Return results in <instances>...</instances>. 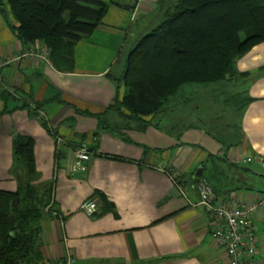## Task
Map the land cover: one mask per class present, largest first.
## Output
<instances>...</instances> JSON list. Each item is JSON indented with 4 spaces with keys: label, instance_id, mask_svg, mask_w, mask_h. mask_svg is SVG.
<instances>
[{
    "label": "crops",
    "instance_id": "obj_1",
    "mask_svg": "<svg viewBox=\"0 0 264 264\" xmlns=\"http://www.w3.org/2000/svg\"><path fill=\"white\" fill-rule=\"evenodd\" d=\"M101 1L109 3L107 13L75 45L72 72L56 70L48 55L40 61L22 59L0 72V189H17L12 141L18 134L34 139V186L40 193L51 187L34 261L69 253L71 264H228L210 236L211 216L200 204L196 184L206 179L218 202L264 199L260 166L233 163L264 158V70L259 71L264 42L236 61L238 70L251 73L239 145L226 148L196 129L178 138L179 127L163 119L145 130L126 127L107 109L126 93L117 79L142 35L137 30L129 44L134 25L143 21L146 33L160 9L157 0ZM138 15L143 20L135 22ZM10 16L8 24L0 12V59L45 49L41 42L22 44ZM23 103L31 108L36 103L37 113L30 114ZM103 123L118 129L107 130ZM81 144L90 152L87 169L71 173L74 150ZM199 166L202 177L196 175ZM87 200L98 204L93 216L81 209ZM252 222L258 237L254 260L264 262V208Z\"/></svg>",
    "mask_w": 264,
    "mask_h": 264
},
{
    "label": "trees",
    "instance_id": "obj_2",
    "mask_svg": "<svg viewBox=\"0 0 264 264\" xmlns=\"http://www.w3.org/2000/svg\"><path fill=\"white\" fill-rule=\"evenodd\" d=\"M5 3L16 22L10 26L17 39L24 45L43 43L51 65L62 72L73 71L75 45L94 32L109 7L101 0ZM3 4L0 0V12L10 24ZM156 4L161 14L159 23L140 35L129 49L117 79L126 93L117 96L107 109L136 122L139 130L158 126L161 114L166 115L165 105L183 86L221 82L233 75L237 59L264 42V0H157ZM249 101L247 95L243 109ZM22 108L34 115L39 107L23 103ZM103 126L107 130L117 128ZM179 131L178 138L184 130ZM12 152L17 189H0V264H41L45 259L34 261L38 250L34 245L48 214L43 208L51 203V187L40 193L33 184L37 175L32 137L18 134L12 141ZM225 153L220 158L225 159ZM16 197L18 204L13 207Z\"/></svg>",
    "mask_w": 264,
    "mask_h": 264
},
{
    "label": "rangeland",
    "instance_id": "obj_3",
    "mask_svg": "<svg viewBox=\"0 0 264 264\" xmlns=\"http://www.w3.org/2000/svg\"><path fill=\"white\" fill-rule=\"evenodd\" d=\"M2 1L4 10L9 13L5 0ZM160 17L161 14H157L153 19V27L159 23ZM139 20L143 19L138 15L135 22ZM142 29L143 21L134 25L129 37V44L137 30L143 34ZM245 73L238 70L235 65L233 75L227 76L221 82L183 86L179 93L165 105L166 115L165 113L161 114L160 123L167 120L169 123L172 121L174 126L179 127L180 130H201L208 137L229 148L239 145L241 143L239 121L247 99L248 82L251 78V73L247 72L248 75ZM118 117L120 123L126 127L137 126L134 121ZM45 208H43L44 211L49 209V207ZM39 244V241L35 243L36 250Z\"/></svg>",
    "mask_w": 264,
    "mask_h": 264
},
{
    "label": "built area",
    "instance_id": "obj_4",
    "mask_svg": "<svg viewBox=\"0 0 264 264\" xmlns=\"http://www.w3.org/2000/svg\"><path fill=\"white\" fill-rule=\"evenodd\" d=\"M142 1L137 0V3ZM47 55L46 49H27L6 56L0 59V72L3 67L18 63L22 59L40 61ZM89 159L90 152L86 145L76 147L70 172H85ZM233 163H256L264 171V158L262 157L234 159ZM196 188L200 204L211 216L210 236L225 251L228 264H264V262L254 260L258 248V237L252 222L253 215L264 208V199L253 203H241L237 200L218 202L214 197L213 188L204 178L198 180ZM81 209L87 215L93 216L98 210V204L95 200H87L82 203ZM72 262L73 258L67 253L58 260L45 259L41 264H71Z\"/></svg>",
    "mask_w": 264,
    "mask_h": 264
},
{
    "label": "water",
    "instance_id": "obj_5",
    "mask_svg": "<svg viewBox=\"0 0 264 264\" xmlns=\"http://www.w3.org/2000/svg\"><path fill=\"white\" fill-rule=\"evenodd\" d=\"M196 175L197 176H201L202 175V167L201 166H199L198 167V169H197V172H196ZM18 197H16L15 199H14V201H13V203H12V206L13 207H15L17 204H18ZM10 219H11V221L13 222L14 221V215H11L10 216Z\"/></svg>",
    "mask_w": 264,
    "mask_h": 264
}]
</instances>
